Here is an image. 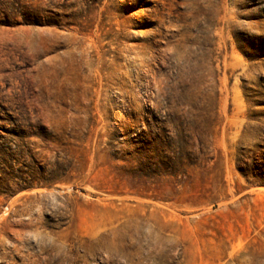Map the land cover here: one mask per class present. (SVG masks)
I'll return each mask as SVG.
<instances>
[{
	"label": "rangeland",
	"instance_id": "1",
	"mask_svg": "<svg viewBox=\"0 0 264 264\" xmlns=\"http://www.w3.org/2000/svg\"><path fill=\"white\" fill-rule=\"evenodd\" d=\"M0 264H264V0H0Z\"/></svg>",
	"mask_w": 264,
	"mask_h": 264
}]
</instances>
